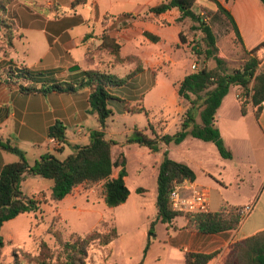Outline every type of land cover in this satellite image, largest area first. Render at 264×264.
Here are the masks:
<instances>
[{"label":"crops","instance_id":"0c3cea01","mask_svg":"<svg viewBox=\"0 0 264 264\" xmlns=\"http://www.w3.org/2000/svg\"><path fill=\"white\" fill-rule=\"evenodd\" d=\"M74 1H41V3L49 6L55 5L58 10L64 12V15L58 18L45 17L42 14V18L35 19L32 13H28L23 18L14 15L18 39L15 40L14 48L9 51L10 57L5 65L8 66L10 64L17 68L26 67L34 72L45 73L47 77H54L60 82L76 84L83 80L84 77L80 72L69 71L72 66L77 64L71 55V50L84 47L86 52L88 43L83 42L87 35L91 33L99 34L104 29V25H114L115 22L127 14L116 15V11H114L116 10L115 4H110L106 0H93L91 6H87L90 0H86L85 4L78 5L73 9L72 4ZM163 1L145 0L133 9V13H128L130 15H140L138 18H133L132 23H129L123 29L124 32L122 34V41L126 40L134 51L130 54H125V43L123 44L119 38L117 42L122 45L123 57L134 55L139 58L142 70L128 84L122 87V89H125L131 86L129 93H122L120 96L115 95L118 94L115 88L109 89V93L123 101L129 98H135L136 100L143 98L142 106L148 112V126L151 124L159 135H174L181 129L186 113L191 106L186 109L180 105L182 98L178 95V84L188 74L192 73L189 71L190 68H192L193 72L198 71V64L192 62L190 68H188L181 62V59L186 55L185 51L187 48V44H184L181 40V33L185 28V23L190 21L188 20L190 18H186L181 24H178L176 20L181 17L178 9H173L161 15L148 13L151 7L161 4ZM217 1L234 17L245 49L250 52L257 48L256 56L260 64L262 61L264 62V4L261 0ZM131 2L133 1L126 0L124 4L129 5ZM26 5L29 9L30 6ZM86 6L90 9L88 16L82 14V10ZM68 9L70 10L68 11ZM144 10L147 11L142 15L141 12ZM193 10L196 14L202 16L207 10L218 12L219 7L213 0H197ZM171 17L174 19L171 26H175L176 31L174 34L162 35L161 31H163L164 26L157 22ZM38 21L41 23L37 24ZM99 21L102 22V30L97 31L95 28H91V22L95 26ZM17 22L22 23L20 27L28 26L43 33L46 42L48 41L51 45L45 57H40L39 61L34 62L33 65L15 63L12 59V53L17 42L25 37L21 33L22 30ZM84 25L90 27L87 32L78 37H73L72 32L74 29ZM146 31L158 36L160 40L158 42L151 41L144 35ZM166 43L169 44L171 49L169 57L173 68L172 72L174 69L183 68L181 75L171 77L170 84L162 76L163 74L166 75L162 69L164 64L163 45ZM173 46H176V48L174 49ZM66 59L70 61L66 62ZM194 65L197 66V69H193ZM134 70H136V67L133 64L128 65V68L121 67L112 70L103 67V71L111 72L119 77L127 76ZM233 87L239 91L236 95L237 103L235 102L234 106V103L229 98V92L216 114V126L226 147L233 152L232 159L223 158L213 142H206L192 136L187 137L180 144L190 141L192 145L191 150L186 154L177 152L182 157V161L171 157L172 146L176 144L163 145L161 152L155 153L160 156L159 161L157 160L158 167L162 162L163 153L168 151L171 159L185 163L195 172L196 180L194 183L209 191L211 212H218L222 208L221 206L218 210L211 209L213 206L211 196L214 191H218L221 194L228 191L233 192L239 198L238 201L226 200L228 203L225 205L239 208V210L246 205L253 204V210L247 216L242 217L239 226L235 230L223 233L205 235L186 230L185 227L188 222L182 216L177 217L171 223H167L177 233H185L186 235V240L180 246L184 251V261L186 252L217 253L209 264H224L232 252L237 257L241 255L242 251L246 253L254 245V243H251L238 247V244H242L246 240L264 233V102L261 105L259 116H257L258 106H255L252 102L248 103L247 113L243 115L241 111V93L243 90L239 86ZM171 89L173 90L172 94L175 95L174 99L169 98ZM92 91V87H86L74 94L52 92L46 95L41 93L24 95L19 87L13 84H6L4 80L0 79V136L22 149L26 153V159L30 165H34L36 161L46 154L65 160L74 152L76 147H84L90 144L92 132L101 130L97 115L90 112L89 98ZM114 100L116 99L114 98L108 102L110 108L112 107L111 102ZM130 113L129 111L128 115ZM57 122H62L66 127L65 143H60L48 134L49 128ZM197 122L201 124V119L200 122L197 119ZM109 127L105 131V137L108 140H114L109 132ZM134 130L136 129H129L128 133H133ZM138 130H142L152 136V132L148 127ZM124 146L125 143L121 147L123 151ZM19 160V156L0 148V173L5 165L18 162ZM115 170L113 178L118 176L119 171L115 172ZM33 177L38 176L28 175L26 177L22 184V190L25 195L34 197L38 201L40 199L39 195L34 192L30 195L27 189L31 188L27 184ZM218 184L221 187H217ZM51 192L52 189L48 196L49 199ZM72 195L67 196L59 203L51 201L53 203L51 206L56 207V215L62 217L57 209L66 202L71 204L78 202ZM128 201L120 206L126 205ZM180 219H183L182 223H180Z\"/></svg>","mask_w":264,"mask_h":264},{"label":"trees","instance_id":"16d2710c","mask_svg":"<svg viewBox=\"0 0 264 264\" xmlns=\"http://www.w3.org/2000/svg\"><path fill=\"white\" fill-rule=\"evenodd\" d=\"M15 1L17 0H0V25L1 23L5 24L4 29L14 28L13 31L9 32L8 48L10 50L14 48L15 40L18 39L14 16L9 21L16 25L10 26L7 23L9 8ZM196 1L164 0L161 4L151 7L148 13L161 15L173 9H178L181 13L178 21L182 22L186 18H190L198 22L199 27L197 29L202 31L203 41L207 45L206 56L207 58H214L217 66L212 69L204 67L192 72L178 84V95L180 98L186 99L191 106L186 113L181 129L176 134L159 135L154 127L149 124L148 129L152 132V136L136 129L132 136L126 140V144H138L141 147H147L151 153L155 154L161 152L163 145H180L187 137L192 136L206 142H213L223 158L232 159L233 152L226 147L216 126L217 111L221 107L224 98L229 94L231 87L239 86L242 88L245 98L241 104L242 114L247 113V105L252 102L255 106H258L257 116H259L261 105L264 102V70L259 71L260 61L256 56L258 49L256 48L250 52L245 49L234 17L217 0H213L218 4V12L223 13L232 24L236 37L244 50L248 55H251L240 69L233 73L227 72L225 61L216 54L217 46L214 32L206 23L205 18L196 14L193 10ZM261 2L264 4V0H261ZM85 3L86 0H75L72 8L74 9L76 6ZM128 16H132V18L140 17V15H124V17ZM144 35L153 42L160 40L158 36L147 31ZM101 40L102 49L107 50L116 59L124 60V65H116L115 67L107 65L104 67L112 70L118 66L123 67L139 62V58L134 55L123 57L122 45L114 38H109L106 33L102 35ZM181 40L184 41L182 33ZM10 50L4 53L3 59L0 61L1 80H4L6 84L19 87L24 95L35 93L46 95L52 92L74 94L80 89L92 87L93 91L89 98L90 112L97 115L101 130L92 132L90 144L84 147H76L74 152L65 160L46 154L34 165L29 164L26 153L22 149L0 136V148L20 158L18 162L5 165L0 173V251L7 243L2 235L4 225L22 214L38 213L40 210V203L34 197L25 195L22 190V184L28 175L40 176L53 182L50 201L54 203L63 201L79 186L101 182H104V200L108 207L116 208L128 201L131 192L126 185V177L128 176L126 156L123 153L121 161L114 160L113 148L119 142L108 140L105 137L109 121L114 116V112L108 103L114 99L109 93V89L125 86L142 70V67L138 66L136 70L127 76L119 77L111 72L103 71V68L98 69L94 66V68L82 69L80 74L84 78L76 84L60 82L54 77H47L45 73L34 72L26 67L17 68L10 64L5 67L4 64H7L10 57ZM198 53L201 54V52ZM142 105L141 102L140 106ZM134 113H145L148 116V112L143 106L135 109ZM198 116L201 119V124L197 122ZM48 134L60 143L66 142V127L62 122H57L51 126ZM116 168H119L118 176L113 178V172ZM195 180L196 174L188 165L171 159L168 151L163 153L157 177V220L163 223H171L177 217L186 215L188 220L186 228L205 235L235 230L239 226L242 217L238 213L239 208L233 206L225 205L218 212L210 211L198 214L182 213L174 210L171 200L173 190L178 185L187 181L194 182ZM138 191L141 192L142 189ZM54 223L57 222L54 220ZM105 223L101 222L100 226L103 228L108 227ZM55 235L64 248L65 260L63 262H53L52 256L43 254L39 256L37 264H86L85 260L89 256L88 248L91 243L99 242L108 246L120 236L117 226L110 228L109 233H101L100 228H96L87 236L73 234L68 242H63L58 232H55ZM251 243H254V245L245 254L235 257V253L232 252L224 264H264V233L238 244V247ZM150 248L151 243L149 242L145 249V257ZM216 255L217 253L186 252L185 264H209ZM18 262L15 264H19Z\"/></svg>","mask_w":264,"mask_h":264},{"label":"rangeland","instance_id":"374dc122","mask_svg":"<svg viewBox=\"0 0 264 264\" xmlns=\"http://www.w3.org/2000/svg\"><path fill=\"white\" fill-rule=\"evenodd\" d=\"M41 1L50 2V0H17L10 6L7 23L10 26H15L11 23L14 15L21 18L32 13L35 19L45 17L58 18L64 15V12L58 10L55 5L49 6ZM93 0H90L87 6H91ZM110 4H115L116 15L133 13V9L139 6L145 0H131V4H124L126 0H106ZM28 4L30 7L27 8ZM84 7L82 10L83 15H89L90 9ZM70 9H68L69 11ZM131 11V12H129ZM147 10H144L142 15ZM206 23L211 27L216 37V54L218 57L225 61V68L228 73L240 69L245 62L251 57L244 50L242 44L237 39L233 30V26L228 18L220 12L207 10L202 14ZM119 17V16H118ZM134 19L132 16L122 17L114 25H104L102 30V22L99 21L94 26L91 22V28L97 31L102 30L99 34L91 33L89 37L85 38L83 43H88L86 52L84 47H78L71 50V55L82 69H90L97 67L98 69L104 66L124 65V60L116 59L115 56L110 54L107 50L101 48L102 35L106 33L109 38L119 40L124 44V53L130 54L134 50L127 44L126 40L122 41L123 29ZM185 23V28L182 30L183 43L187 44L186 55L181 59V62L190 68L192 62L198 64V70L207 67L209 69L217 66L214 58H207L206 49L207 45L203 41V33L197 29L199 23L188 19ZM106 21V20H105ZM107 22V21H106ZM174 19L171 17L166 20L157 22L164 26L162 35L174 34L176 31L175 26H171ZM178 24H181L176 20ZM18 26L20 27L19 22ZM41 22L38 21L37 24ZM3 25V26H1ZM0 25V61L3 59L4 53L10 50L8 48L9 37L13 29L3 28L5 24ZM2 28V29H1ZM21 33L25 35L24 39L17 42V45L12 53L13 61L22 64L27 63L33 65L34 62L39 61L40 57H45L50 49V44L37 29H32L28 26H21ZM90 27L87 25L79 26L72 32L73 37H78L87 32ZM40 34H39V33ZM164 46V61L162 69L166 75L163 78L170 84L171 77L174 75H181L183 68L172 72L171 67V49L169 44ZM175 49L176 46H173ZM198 52H201L199 54ZM131 56V55H128ZM127 56V57H128ZM187 56V57H186ZM70 61L69 59L65 60ZM6 67L7 65L4 64ZM133 66L136 68L140 66L139 62H134ZM73 67V66H72ZM128 68V65L123 68ZM121 68L118 66L116 69ZM80 70V71H81ZM127 70V69H126ZM264 70V62L262 61L259 71ZM76 71V72H80ZM128 71V70H127ZM193 72L192 68H190ZM172 72V73H171ZM128 74V73H127ZM126 74V75H127ZM172 86V85H171ZM132 87L129 86L125 89L115 88L119 95L122 93H129ZM172 89L169 92V98L174 99L175 95L172 94ZM239 91L232 87L230 90L229 98L235 106L237 103V94ZM116 100L111 102V108L114 116L109 122V132L113 139L120 144L114 146L113 158L114 160H122L124 152L127 164V178L126 185L131 192L128 203L124 206L110 208L104 204V182L95 184H85L79 186L72 193L76 204L66 202L58 207V212L62 215H56V207L51 206L49 193L53 182L42 177H33L30 179L27 186L28 193L32 195H39L38 202L40 203V210L38 213H26L20 215L16 220L7 222L3 229L2 235L7 243L0 251V264H37L39 256L46 254L52 256L53 262H63L65 260L64 248L57 240L55 232L61 235L63 242H68L71 235L77 234L87 236L96 228H100L101 233H109L110 228L117 226L119 231V238L112 244L105 246L99 242L91 243L88 248V258L86 264H185L184 251L180 246L186 240L185 233H177L174 228L169 227V224L157 220V177H158V164L160 156L152 154L146 147H140L136 144H126V140L132 136L133 133H128L129 129H143L148 127L149 119L144 113L134 114V110L140 107L142 99L136 100L129 98L126 101L120 100L113 96ZM242 101L245 99L243 91L241 93ZM144 102V101H143ZM180 105L188 109L190 104L186 99H181ZM131 112L128 115V112ZM200 122V117H197ZM124 146V151L121 147ZM190 141L182 145H173L171 157L175 160H181L182 157L177 152L188 153L191 150ZM190 147V148H189ZM116 168L115 172H118ZM217 187H221L220 184ZM142 189L141 192L138 190ZM238 197L231 191L221 194L214 191L211 196L212 208L218 210L221 206H225L227 201H238ZM227 200V201H226ZM186 218V215L182 216ZM63 218V219H62ZM187 219V218H186ZM57 223L53 224V221ZM180 223L183 219L179 220ZM101 222H106L108 227L103 228L100 226ZM188 222V220H187ZM102 227V228H101ZM187 230V228L185 227ZM151 243L149 253L145 257V249L148 243ZM243 251L241 255H243Z\"/></svg>","mask_w":264,"mask_h":264},{"label":"built area","instance_id":"2783aa9c","mask_svg":"<svg viewBox=\"0 0 264 264\" xmlns=\"http://www.w3.org/2000/svg\"><path fill=\"white\" fill-rule=\"evenodd\" d=\"M193 69H197V66L194 65ZM171 200L173 208L177 212L192 214L210 212L209 191L191 181L178 185L171 194ZM252 210L253 204H249L238 210V213L244 217L250 214Z\"/></svg>","mask_w":264,"mask_h":264},{"label":"water","instance_id":"95a60500","mask_svg":"<svg viewBox=\"0 0 264 264\" xmlns=\"http://www.w3.org/2000/svg\"><path fill=\"white\" fill-rule=\"evenodd\" d=\"M80 70H81V67L79 65H75L69 69L70 72H76Z\"/></svg>","mask_w":264,"mask_h":264}]
</instances>
